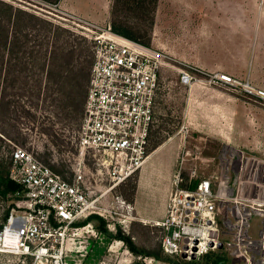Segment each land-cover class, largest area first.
Segmentation results:
<instances>
[{
	"label": "rangeland",
	"instance_id": "rangeland-1",
	"mask_svg": "<svg viewBox=\"0 0 264 264\" xmlns=\"http://www.w3.org/2000/svg\"><path fill=\"white\" fill-rule=\"evenodd\" d=\"M0 1L52 23L59 45L72 42L76 50L88 49L94 55V41L89 38V32L82 28L85 24L106 29H114L115 24L125 25L153 49L191 62L192 66L212 75H227L244 85L250 84L264 91V0H160L153 25V15L144 13V9L137 7L133 0H127L125 4L123 0ZM32 35L35 36L36 32L33 31ZM36 44L30 42L29 50L35 49ZM179 67L174 63L171 69L162 74L149 152L161 146L150 154L141 170L142 180L136 189L135 212L132 205L123 210L121 202L125 201L124 196L130 198L133 186L138 185L140 173L116 191L106 193V183L94 182L97 179L94 174L96 168L91 161H87L91 170L87 185L93 198L105 194L99 202L104 216H98L109 223L110 233L121 228L126 234L133 235L139 246L153 251H158L162 245L161 230L155 226L154 220H163L166 216L173 179L182 158L185 160L183 173L188 174L189 185L194 179L218 178L220 157L227 145L264 160V101L248 94L242 87L215 83L205 87L197 85L195 87L198 89L193 92V87L180 83ZM48 69L41 75L36 63L33 68L29 64L28 70L23 72L19 66L4 65L0 78V102L4 108V103L11 101V106L9 110H1L0 117L2 174H10L11 156L16 148H23L45 162L47 146L51 147V144L41 134L40 128L55 124L62 139L70 141L69 144L65 143V147H74V150L64 151L66 148L63 147L62 152L51 147L54 156L49 165L55 171L73 178L70 172L77 159L75 143L79 134L70 132L65 125L75 128L74 123L79 118L76 119L74 113L70 122H60L57 109L64 105L53 102L56 95L46 99L45 90L42 89L40 98L36 97L38 76L41 75L43 87H46ZM205 91L213 95L223 94L226 103L219 110L207 111L206 107L209 109L211 106L203 104L209 97ZM24 110L30 111L32 116ZM184 124L188 125V129L182 130ZM13 195L0 197V226L12 205L15 209H23L25 205ZM140 212L141 216L152 221L140 220L135 214ZM124 213L133 218L129 217L128 220ZM259 222V217L251 220L255 233L259 229ZM110 233L95 231L90 226L72 231L67 241L68 257L75 264H171L149 257L139 260L122 243L115 241ZM212 252L219 254L222 261L230 262L228 244L221 251ZM213 257L209 260L201 257L191 262L177 256L169 258L175 263L211 264ZM23 261L20 256L0 253V264H22ZM37 264L50 263L44 260Z\"/></svg>",
	"mask_w": 264,
	"mask_h": 264
},
{
	"label": "built area",
	"instance_id": "built-area-1",
	"mask_svg": "<svg viewBox=\"0 0 264 264\" xmlns=\"http://www.w3.org/2000/svg\"><path fill=\"white\" fill-rule=\"evenodd\" d=\"M82 28L94 41V60L72 182L23 148H16L11 156L10 178L23 187L22 193L13 196L25 205L15 209L0 230V253L20 256L22 264L27 258H32L31 264L44 260L75 264L66 251L69 234L81 229L76 227L80 220L104 216L99 202L105 194L95 198L90 194L87 161L96 168L94 182L106 183V193L116 191L140 172L149 157L162 74L174 63L180 65V83L186 87L213 83L242 87L264 101V91L250 84L176 63L168 53L111 28L88 23ZM185 129L186 124L182 126ZM220 159L218 178L202 179L194 189L182 186L185 160L181 159L166 216L154 222L161 230L163 252L193 261L228 244L231 253L227 264H264V160L232 146L224 148ZM235 175V194L231 196ZM121 204L123 210L130 208L125 201ZM254 217L260 218L256 233L251 226Z\"/></svg>",
	"mask_w": 264,
	"mask_h": 264
},
{
	"label": "trees",
	"instance_id": "trees-1",
	"mask_svg": "<svg viewBox=\"0 0 264 264\" xmlns=\"http://www.w3.org/2000/svg\"><path fill=\"white\" fill-rule=\"evenodd\" d=\"M126 1L127 0H123L124 4ZM133 2L137 7L143 8L144 13L153 15V25L154 20L156 19L159 0H133ZM111 30L130 40L148 47H152L148 42H143L134 33H131L128 26H118V24H115L114 29L111 27ZM33 31L36 32L35 36L32 35ZM55 32L56 28L52 23L40 19L39 17L26 11L17 9L8 3L0 1V78L4 65L8 66V64H10V67L19 66V68L23 72L28 70L29 64L33 68L34 64L36 63L37 69L39 70L41 75L44 74L46 68H49L47 71L48 85L46 87H43V80L40 78L41 75L38 76L35 85L37 89L36 97L40 98L42 89L45 90L46 99H51L54 95H56V98L53 97L52 99L53 102H59L64 105H60V107H58L57 109L59 111L58 113L60 114L58 116L60 122H70L73 114L76 113V119L79 118V121L73 119L76 120V122L74 123L75 128H70L69 124L65 125V127L70 129V132L76 131L78 133L81 127L83 119L82 115H84L83 111L85 109V104L88 96L94 55L92 54V52H89L88 49L76 50L72 42L66 41L64 45H59ZM32 41L37 43L35 45L37 49L33 48L29 50V44ZM6 59H8V61H6ZM11 70L12 69L10 68V71ZM4 105L5 106L3 108L0 102V117L1 110L10 109L11 101L4 103ZM24 112L28 115H31L30 111L24 110ZM40 132L48 138V141L51 144L50 146L58 151H62L63 147H65L66 144L70 143V141L65 142L62 139L61 135L55 128V124L41 127ZM3 134L5 135V133ZM75 144L76 146H78V138ZM160 146L161 145H158L152 148L150 152L148 149V154L150 155ZM51 147L47 146L48 151L45 154V162H43L37 156H35V158L44 165L50 167L62 179L68 182H72L73 178H68L67 174L64 175V172L55 171L54 168L49 165L51 158L54 156V151H52ZM69 150L73 151L74 147H72V149L67 147L64 151ZM70 173L73 177V171ZM188 177L189 176L187 173H183L184 182L182 183V186L184 188L194 189L198 184L199 179H194L192 181V184L189 185V183L187 182ZM136 189L137 184L133 186L130 198L124 196V200L130 205H133L135 201ZM22 192L23 187L19 183L13 181L10 178L9 173H0V197L5 198L8 195ZM13 209H15V207L12 205L11 209L7 211L3 219V225L6 223ZM108 224L109 223L105 219L99 217L98 215H91L86 219L80 220L76 224V227L83 228L85 226H90L91 229L95 231L110 233V231L108 230ZM3 225L0 226V230L2 229ZM110 236L115 241L122 243L123 246L129 251V253H131L139 260L149 257L164 263L191 264L189 263L191 261L187 263H175V261H172L169 256H164L162 245L158 251L149 250L139 246L134 240L135 237L131 234H126L122 231L121 228H116L110 233ZM203 257L206 259L213 257V261L211 262V264H220L222 262V257L217 253H208ZM31 262L32 258H27L26 264H31ZM132 264L143 263L134 262Z\"/></svg>",
	"mask_w": 264,
	"mask_h": 264
},
{
	"label": "crops",
	"instance_id": "crops-1",
	"mask_svg": "<svg viewBox=\"0 0 264 264\" xmlns=\"http://www.w3.org/2000/svg\"><path fill=\"white\" fill-rule=\"evenodd\" d=\"M159 5H160V0H159V3H158V8H157V11H158V9H159ZM192 6V5H191ZM156 14H157V12H156ZM170 56L174 59V61L176 62V63H182V64H189V65H192V64H190L188 61H184V60H182V59H180V58H178V57H175L174 55H172V54H170ZM202 70H204V69H202ZM197 85H200V84H194L192 87H193V92L194 91H196V89H198L197 87H195V86H197ZM200 86H203V85H200ZM191 87V88H192ZM205 87V86H204ZM206 89V88H205ZM205 94H208L209 95V97H208V99H205L203 102H205V103H203V104H206V103H208V104H206V105H208V106H211L209 109L206 107V109H207V111H214V109L215 110H219V108H222L223 107V105L226 103V101H225V99L223 98L224 96H223V94H219V93H214L215 95H213V93L212 94H210V93H207V91H205L204 92ZM197 101H199V99H198V97H197ZM210 104V105H209ZM221 111V110H220ZM223 116V115H222ZM190 125H191V123H189ZM227 146H230V145H227ZM150 158V155H149V157H148V159ZM148 159H147V161H148ZM147 161H146V163L144 164V166L147 164ZM143 166V167H144ZM142 167V168H143ZM142 170V169H141ZM141 170H140V180H139V182H138V187L137 188H139L140 187V185H141V180H142V178H141ZM132 207H133V210H134V212L136 211V205H135V201H134V203H133V205H132ZM136 214V216L137 217H140V220H143L144 221V219H146V220H148V221H152V220H149L148 218H146V217H144V216H141L142 215V213L140 212L138 215H137V213H135ZM165 215H166V212H165ZM154 221H160V220H154Z\"/></svg>",
	"mask_w": 264,
	"mask_h": 264
},
{
	"label": "water",
	"instance_id": "water-1",
	"mask_svg": "<svg viewBox=\"0 0 264 264\" xmlns=\"http://www.w3.org/2000/svg\"><path fill=\"white\" fill-rule=\"evenodd\" d=\"M236 181H237V175H235V177H234V179L232 181V184L230 185V194H231V196H234V194H235ZM221 248H222V245H220V249ZM183 257L185 258L186 255H183ZM220 264H227V263L225 261H222Z\"/></svg>",
	"mask_w": 264,
	"mask_h": 264
}]
</instances>
